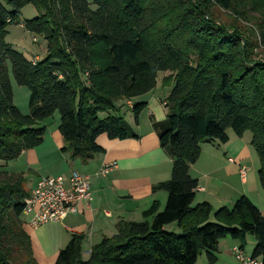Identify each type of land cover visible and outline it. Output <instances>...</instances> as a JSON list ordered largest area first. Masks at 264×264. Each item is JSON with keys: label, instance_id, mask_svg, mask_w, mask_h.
I'll return each instance as SVG.
<instances>
[{"label": "trees", "instance_id": "obj_1", "mask_svg": "<svg viewBox=\"0 0 264 264\" xmlns=\"http://www.w3.org/2000/svg\"><path fill=\"white\" fill-rule=\"evenodd\" d=\"M31 4L38 14L21 19ZM93 6V7H92ZM213 9L248 22L249 33L217 22ZM22 25L46 41L41 59H28L5 42L7 27ZM264 0H0V161L16 159L40 145L44 121L57 113L58 131L69 158L82 161L103 152L97 138L137 137L117 114V103L154 88L159 72L171 86L166 117L151 119L159 144L170 156L168 180L153 191L167 195L163 209L154 201L141 221H120L117 232L81 257L83 235L71 234L54 264H194L205 254L217 260L221 239L247 235L252 258L264 264V216L245 195L231 207L212 210L194 204L197 180L189 167L201 144L228 141V130L250 145L259 160L264 193ZM262 55V57L260 56ZM29 91L28 114L13 104L10 82ZM145 102L131 107L134 124ZM31 190L23 172L0 170V264H38L22 218ZM175 222L179 229L165 230Z\"/></svg>", "mask_w": 264, "mask_h": 264}, {"label": "crops", "instance_id": "obj_2", "mask_svg": "<svg viewBox=\"0 0 264 264\" xmlns=\"http://www.w3.org/2000/svg\"><path fill=\"white\" fill-rule=\"evenodd\" d=\"M162 73L161 81L157 75L152 90L117 103L116 113L132 126L137 137L110 140L101 134L97 142L103 152L87 161L71 159L66 152L61 151L64 143L58 131L59 115L55 118L54 113L52 128L45 124L43 142L22 151L16 159L11 160L14 163L20 161V167H12L15 169L11 168L7 172L25 173L29 190L42 176L67 177L76 171L91 179L92 198L88 203L81 202L77 213L69 214L59 222H48L37 227L23 224L30 236L33 255L38 264H54L58 252L73 233L83 235L81 257L87 259L92 245L117 232L118 222L143 220V211L154 201L158 202L160 210L163 209L167 195L164 191H153L152 187L169 179L172 161L160 147L150 119L160 122L166 117L164 102L171 86L162 84V79L169 74ZM136 102H145L146 106L139 115L138 123L134 124L131 107ZM227 134L228 141L225 144L216 140L202 143L199 158L189 167L190 176L197 180L198 188L203 189L196 191L194 204L206 201L212 210H216L221 206L231 207L239 196L245 195L264 216V193L257 176L258 159L250 145L251 134L245 132L238 137L232 130H228ZM110 163L115 165L104 176L96 175L103 165ZM231 173L239 177L240 187L231 186ZM239 245L238 240L230 237L221 239L214 264H240L233 253V248ZM242 251L244 255L251 256L245 253L244 248ZM194 264L209 263L205 254H201Z\"/></svg>", "mask_w": 264, "mask_h": 264}, {"label": "built area", "instance_id": "obj_3", "mask_svg": "<svg viewBox=\"0 0 264 264\" xmlns=\"http://www.w3.org/2000/svg\"><path fill=\"white\" fill-rule=\"evenodd\" d=\"M114 165H103L96 175L104 176ZM90 180L88 175L76 171L67 177H39L25 198L21 214L24 222L37 227L48 222H59L67 215L77 213L78 205L88 203L92 198ZM197 190L203 189L197 187ZM233 253L240 264H260L258 258L244 255L239 247H234Z\"/></svg>", "mask_w": 264, "mask_h": 264}, {"label": "rangeland", "instance_id": "obj_4", "mask_svg": "<svg viewBox=\"0 0 264 264\" xmlns=\"http://www.w3.org/2000/svg\"><path fill=\"white\" fill-rule=\"evenodd\" d=\"M91 2V0H87ZM93 7V6H92ZM38 14L37 9L31 5L28 4L21 10V19H30L33 18ZM213 16L217 19V22L227 24L228 26H235L237 28H241V30L245 33H249L248 28L252 29L248 22H245L244 20H240L238 17H236L234 14H232L230 11H224L219 9H213ZM5 42L12 45V47L17 50L18 52L22 53L26 58L28 59H41L45 56L46 53V41L38 35H34L28 31H26L22 26L20 25H10L7 27V32L5 35ZM264 51V46H260V51ZM262 57V55H260ZM163 73H158V78L161 81ZM10 82L12 85V91H13V104L18 108V110L22 114H28V98H29V91L26 86H21L15 83L12 75H10ZM58 114L55 113V118H57ZM57 120V119H56ZM44 124L49 125L50 129L54 125V119L53 117H50L44 121ZM55 130V134H56ZM247 134H250L248 131H246ZM253 149V148H252ZM254 150V149H253ZM255 152V151H254ZM256 154V152H255ZM256 157L258 159V156L256 154ZM15 161H8L7 165L5 166V162L0 161V170H11L12 167H20V161H17V163H14ZM259 163V160H258ZM23 164L21 163V167ZM15 169V168H12ZM231 182V186H238L240 187V179L237 177V175H233L231 173V178L229 180ZM165 230L167 231H175V233L179 232V229L177 227V224L175 222L171 223L168 226H165ZM254 237L252 235H247L246 243L244 246L245 253L251 254L253 247L255 245V241L253 239Z\"/></svg>", "mask_w": 264, "mask_h": 264}]
</instances>
